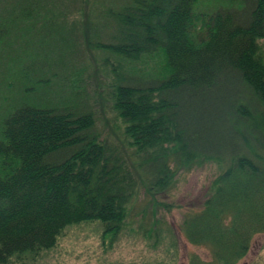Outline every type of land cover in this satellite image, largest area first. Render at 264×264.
<instances>
[{
	"label": "trees",
	"instance_id": "obj_1",
	"mask_svg": "<svg viewBox=\"0 0 264 264\" xmlns=\"http://www.w3.org/2000/svg\"><path fill=\"white\" fill-rule=\"evenodd\" d=\"M196 1L125 0L87 12L83 40L89 54L106 55L109 81L99 97L119 131L103 132L78 96L51 108L22 103L3 118L0 264L35 261L83 223L100 224L111 243L140 216L138 231L157 237L158 208L168 206L153 197L208 163L217 167L211 191L199 209H185L178 231L209 259L191 253L186 264H235L264 235V0H250L244 13L212 14L195 11ZM46 2L10 5L21 18L11 22L33 29ZM80 4L84 11L90 0ZM157 53L164 76L123 65Z\"/></svg>",
	"mask_w": 264,
	"mask_h": 264
},
{
	"label": "rangeland",
	"instance_id": "obj_2",
	"mask_svg": "<svg viewBox=\"0 0 264 264\" xmlns=\"http://www.w3.org/2000/svg\"><path fill=\"white\" fill-rule=\"evenodd\" d=\"M44 1H47L48 10H44L45 7L38 9L36 26L31 29L11 22L17 14H12L10 5L13 10L19 9L24 0H0V125L7 113L19 104L51 108L73 105L78 96V102L83 101L92 109L96 124L103 132L110 133L112 128L119 131V120L99 97L109 81L102 68V59L106 55L100 51L89 54L82 36L90 16L87 12H93L101 0H90L84 11H81L80 0H40L41 4ZM124 1L106 0L98 5L109 3L117 7ZM249 3L250 0H197L194 10L206 14L220 10L242 13ZM36 18L37 15L34 20ZM89 21L94 28L101 26L96 20ZM36 34H39L38 38ZM261 44L264 47V42ZM33 58L38 59L35 62ZM123 65L136 75H166L161 53L133 66L126 62ZM20 66L28 69L24 78L20 76ZM35 66L40 67L36 70L39 75L34 72ZM120 75L118 73V77ZM37 81L46 83L37 86ZM216 173L217 167L212 163L196 167L177 177L175 186L167 194L153 197L154 203L159 201L168 206L158 208L156 218L161 224L157 237L154 234L143 236L138 231L140 216L129 219L111 243L101 239L100 224L83 223L67 227L56 246L41 253L35 261L14 264H186L187 255L191 253L208 260L207 250L184 241L178 224L185 209L201 207L211 191L210 183ZM143 189L140 185L137 201L146 200ZM235 264H264V235L255 236L248 253Z\"/></svg>",
	"mask_w": 264,
	"mask_h": 264
}]
</instances>
